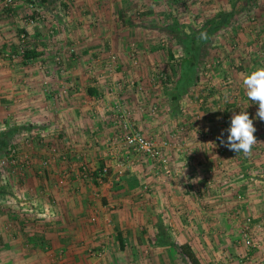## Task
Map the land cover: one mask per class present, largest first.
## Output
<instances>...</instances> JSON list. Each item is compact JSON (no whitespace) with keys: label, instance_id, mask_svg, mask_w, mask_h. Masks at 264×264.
I'll list each match as a JSON object with an SVG mask.
<instances>
[{"label":"crops","instance_id":"crops-1","mask_svg":"<svg viewBox=\"0 0 264 264\" xmlns=\"http://www.w3.org/2000/svg\"><path fill=\"white\" fill-rule=\"evenodd\" d=\"M14 1L6 5L0 0V124L8 125L4 134L9 139L26 123L38 126L37 132L53 124L59 135L46 134L47 138L68 158L42 166L48 146L38 143L42 133L38 134L30 152L34 165L25 169L24 176L12 175L5 188L29 192L22 195L36 207L51 204L56 216L35 225L0 211V264H192L180 249L184 242L202 264H224L213 251L227 247L237 252L238 233L231 217L250 213L264 219V184L248 174L241 177L250 167H258V156L264 157V122L256 118L258 104L251 103L242 83L256 67H264V0L256 2L258 20L236 19L235 28L231 25L226 34L218 35L223 43L217 55L222 71L232 73L230 88L235 91L227 92L220 84L223 77L217 78L213 88L204 86L210 90L205 102L190 98L188 111L181 98L180 107L173 110L175 100L168 97L166 85L157 84L152 76L156 66L170 70L167 67L175 61L176 50L162 42L179 39L174 27L182 25L183 6L193 0H41L39 8L31 0ZM242 1L224 2L219 9L242 11ZM59 5L70 9L65 26H54V19L48 17L43 23L26 21L49 13L59 21ZM22 33L28 36L27 50L35 54L11 60L5 54L19 49ZM132 41L139 46L137 62L131 58ZM69 45L76 53L66 50ZM114 51L119 65L110 70L105 62ZM240 56L243 67L234 69ZM199 89L200 84L193 96L207 93ZM117 104L132 110L135 128L158 141L173 142L167 149L171 174H156L153 163L144 158L118 182L109 179L99 184L74 171L56 187L62 167L85 162L94 170L107 159L113 161L106 142L118 133L113 120ZM155 104L159 112L152 115ZM194 104L200 109L196 116ZM248 104L257 142L246 156L229 150L218 137H225L230 124L225 125L222 116L231 120ZM210 130L214 139L205 135ZM10 221L18 226L10 229ZM93 247L102 253L91 256L88 248ZM50 251L62 252L63 258L55 257L53 263ZM253 255V261L264 264L261 251ZM235 257L225 264H241Z\"/></svg>","mask_w":264,"mask_h":264},{"label":"rangeland","instance_id":"rangeland-1","mask_svg":"<svg viewBox=\"0 0 264 264\" xmlns=\"http://www.w3.org/2000/svg\"><path fill=\"white\" fill-rule=\"evenodd\" d=\"M70 1H74V0H70ZM231 3V1L233 2V0H193V2H189L188 4H185V6H183L182 9V14L180 15L182 18V25H176L175 27L172 25L171 27H174L173 33H175V36H177L178 34H181V36L179 35V39L174 41L173 43L168 41V39L164 40L162 43L166 44V46H170L171 48L175 49V53L177 54L176 56H174V62H172V65L168 66L167 65L165 67L170 68L166 69V68H158L159 66H156V68L158 70H156L155 72H153V81L156 82L158 84L159 81V74L161 72H165L167 74V79L165 82H163L167 91V95L169 98L171 97L173 100H175L174 105H171V108L174 110L176 108L180 107V103L179 106L177 105L178 100L181 98L182 100V105L184 109H188L191 107L188 105V103L190 102V98H192L191 100H193V98H197L198 99V104L201 102H205L207 97L210 96V91L204 86H208L210 89L213 88L212 84L213 81L217 78H222V82L220 84H222L221 86L225 87L224 83L228 82L229 86H234V79L232 77V73H229L226 71H222V59L220 57H218L217 53L218 51L216 49H218L219 45L223 43L222 40H219L218 35L221 37L223 34H226L228 31V27L229 26H233V28L236 27V25H234L236 19L239 20L240 18L243 19V21L245 22V20H247V18H250L252 21H256L258 20V11H257V0H243L242 2L244 3V9L242 11L236 9V10H226V8H221V6L223 5L224 2H229ZM187 2V1H186ZM189 6V7H188ZM70 10V9H69ZM223 12H233L232 15L230 16L229 20L226 21L227 25L224 26L223 24L220 26L219 29H217L216 31L213 32L212 34V38H208L206 40H197L199 41V49H198V58H197V62L195 65V70H194V81L191 82V84L189 86H187V88H185L184 92L182 93V97L179 96L178 98H174L173 95L179 92V81L180 78L183 77L184 75V61L183 59L186 57H188V55H186V45L183 42L184 39H186L188 36L192 35L194 32H198L200 30H202V28H204L203 24L207 21V19H212L216 16H218L220 13ZM241 12V14H240ZM184 13V14H183ZM242 15V16H241ZM30 17V16H29ZM49 19H54L55 21V25L54 26H60V25H64L62 22L58 21L57 16H51V13H49L46 17H42L40 18V20H38V23L40 21V23H43V20H46V18ZM180 17V18H181ZM26 21L29 22V18H26ZM37 23V22H36ZM30 24H35V23H30ZM241 25V24H240ZM65 26V25H64ZM51 28V32L50 34H54V29L53 26L50 27ZM172 31V30H171ZM172 33V32H171ZM182 34H185L184 36H182ZM236 33V37H237ZM233 35V34H232ZM21 36V35H20ZM227 36V35H226ZM234 36V37H235ZM21 37H20V41H21ZM224 39V38H223ZM27 44H28V36H25V41L24 42H20L19 45V49L24 48L25 50H27ZM73 45H69V47L66 48V50H69V53H76V49L75 51H70V48ZM235 46V45H234ZM65 46H63L62 48H64ZM169 47V48H170ZM132 48V50H131ZM17 50H10V51H18ZM130 52L132 55V59L133 62H137L138 61V52L139 51V46L138 43L136 41H132L130 42ZM74 52V53H73ZM129 52V53H130ZM113 54L117 55V60H118V53L117 52H113ZM238 57V56H236ZM237 63L233 64L232 66H234V69H237L238 67H243L242 63L244 64V60L242 59V57L240 56V58H237ZM118 64H119V60H118ZM207 64H209L207 66ZM224 75V76H223ZM214 76V77H213ZM151 78V79H152ZM202 87V89H199L200 91L206 90V92H204V94L202 95H198V97H196V95L193 96V92L196 90V85H199ZM194 85V86H193ZM193 86V88L191 87ZM181 88V86H180ZM191 88V89H190ZM235 91V89L233 88H228V91ZM199 91V92H200ZM192 93V94H191ZM200 99V100H199ZM205 99V101H204ZM194 103V101H191ZM206 103H203V105H205ZM205 107V106H204ZM198 106L196 107V104H194L193 109L191 111H194L195 116L196 111H200V109H197ZM199 108H202L199 106ZM220 110V108H219ZM186 112V111H185ZM221 112V111H220ZM194 116V117H195ZM222 120L224 121L223 123L225 125H227L226 123L229 121L231 123V120H229L228 118L226 119L225 116H222ZM259 120V119H258ZM260 121V120H259ZM264 122V120H261ZM228 122V123H229ZM183 123V122H182ZM258 123V121H257ZM53 125V124H52ZM36 126V125H35ZM33 123H26L22 126H19L18 129L21 127H28L30 130L33 129V131H35L36 133L40 134V132H37V129H35ZM55 128L56 126L53 125ZM8 127L7 124H0V211H4L6 210V212L9 213H13L15 215H18V220L19 222H33L35 223V225L39 224L41 222H45L47 219H53L56 216V212L54 211L53 208H51V204H47V205H43L42 207L40 204L38 207H36V205H33L32 203H29L25 196L22 195V192H10L8 190V192L6 191L5 187L9 186V181L12 178V175H17V176H24V171L27 168H30L34 165L33 162V158L31 157V148L32 146H27V145H20L18 148L20 149V153L18 155L21 154V157L23 158L24 155L22 154H27L29 156V158H31L32 163L30 166L25 165L21 162H19L18 164H13L10 162L9 159V152L6 151V148H3V143L4 141L11 140L12 142L14 141V137L16 132H13L11 138L9 139L8 137L5 136L4 134V128ZM12 127V126H11ZM38 127V126H36ZM230 127V124L226 126V133H225V137L224 139H227V129ZM17 129V130H18ZM57 129V128H56ZM190 130V128H188ZM58 130V129H57ZM213 130L208 131V134H205L206 137H208L209 139H214L215 133L212 132ZM59 132H57V135ZM213 134V135H212ZM183 135V133H182ZM181 135V136H182ZM190 135V134H189ZM189 135L187 134L186 136H188V138L185 140L186 142L189 141ZM53 136V135H51ZM50 136V137H51ZM48 135H46L45 137H39V144H43L48 146V154L47 157H49L50 155V146L51 145H56L58 146V144L54 141L51 140V138H47ZM38 137L34 140V143L37 142ZM181 139V138H180ZM178 139V141L180 140ZM49 140V142H48ZM48 142L49 144L47 145ZM179 143H181V141H179ZM107 145V143H106ZM23 146V147H22ZM59 147V146H58ZM47 148V147H46ZM5 150V151H4ZM65 152V151H64ZM65 154H67L65 152ZM189 155V154H188ZM254 155V154H253ZM199 156V154H198ZM44 160H46V158ZM200 157V156H199ZM198 157V158H199ZM57 158H62L61 156H56L55 158H53L51 160V162L49 164L52 163V161H56ZM44 160L42 161V166H47L48 164L44 162ZM63 160V158H62ZM115 160V159H114ZM254 161V158L252 159ZM258 160V167H250L247 171L245 172L244 176H241L242 178H247V174L248 176H252L254 177V179L258 178V181H260V184H264V157L262 158V156H258L257 158ZM252 164H255L254 162ZM75 169H72L70 167H65L63 169L60 170V174L58 175V178L55 182V186L56 187H60V185L62 184L61 182V178L62 177H69L73 174L74 171H77V174L80 173L82 171L81 167L79 165H75ZM47 168V167H46ZM69 173V175H68ZM22 178V177H21ZM209 178L211 179V176H209ZM249 178V177H248ZM1 179H3L4 181H7L6 183L1 181ZM67 179V178H66ZM64 179V180H66ZM208 179V180H210ZM22 180V179H21ZM46 187V186H45ZM44 187V191L43 194H45L46 192H48V190ZM263 190H264V185H263ZM261 189V188H259ZM27 196V194H29V192L25 191L24 192ZM4 201V202H3ZM30 204H32L30 206ZM15 205V206H14ZM29 205V206H28ZM48 209V210H46ZM41 214V215H40ZM24 218V219H23ZM231 222L232 225L236 231V233H238L237 237H236V242L238 243L237 248L239 246V248L237 249V252H233L231 250H227V247H219V249H223V250H218L215 249L213 252L215 253V255L220 258L219 260L223 261V263L225 264V262L228 261H233L236 259L235 255L238 256L237 260H239L241 262V264H243V262H251L253 261L254 255L253 253L256 252L258 253V250L261 251L264 254V219H262V217H254L253 214L250 213H246V214H236L234 216L231 217ZM18 226L16 224L15 221H10V226L9 228L12 229L15 226ZM17 229V228H15ZM20 230V228H19ZM245 231L248 232L250 240H251V244H248L246 241V237H245ZM221 240V239H220ZM221 242V241H220ZM183 244H187V243H183ZM181 244V245H183ZM180 245V246H181ZM189 245V244H188ZM190 246V245H189ZM241 250V251H238ZM92 251H96L95 247L93 248H88V252L90 253L91 256H93ZM239 252V254H238ZM64 255V254H63ZM62 256V252H57V251H50V259L51 261L54 263V259L53 258H63ZM56 259V260H57ZM59 261V260H58ZM219 261V262H221ZM217 262V261H216ZM61 264V263H60ZM252 264H258V260L257 261H253Z\"/></svg>","mask_w":264,"mask_h":264},{"label":"built area","instance_id":"built-area-1","mask_svg":"<svg viewBox=\"0 0 264 264\" xmlns=\"http://www.w3.org/2000/svg\"><path fill=\"white\" fill-rule=\"evenodd\" d=\"M6 5H13L15 2L14 0H4ZM31 3L39 8L41 4V0H31ZM57 12L61 16L60 22L63 24L67 23V14L70 10H64L62 6H58ZM29 22L36 23L38 22L37 18L39 16H30ZM60 18V17H59ZM1 29V24H0ZM25 33L21 34V41H25ZM75 51V47L72 46L70 51ZM25 52L24 48H20L18 51H8L5 55L12 59H18V57L22 56ZM74 53V52H73ZM118 60L116 54H110L109 58L105 62V67H108L110 70L115 69L118 67ZM209 64H207L208 66ZM159 81L158 82H165L167 79V74L165 72H161L159 74ZM225 89L230 88L229 83L225 82ZM220 110H223L222 105L219 106ZM240 111V110H239ZM159 112L158 105H152L150 108V113L152 115H156ZM132 119V110L126 107H123L120 104L114 106L113 111V120L118 130V133L109 139L106 143L108 148L114 153L113 161L107 159L104 164L99 166L98 168L91 170L90 167L85 162H78L74 163L75 165H79L82 169L80 173L77 175L81 178L85 179H95L99 184L106 183L107 180H112L114 182L120 181L122 175L130 169V167L134 166L136 163L140 162L142 159L147 158L150 162L153 163V167L155 168V173L160 174L164 173L165 175L171 174L170 168V154L168 153V148L172 145V141L168 138H164L158 141L156 138L152 136H148L143 131L138 130L135 128L131 122ZM58 130L52 125L48 124L45 132L41 131L40 134L42 137H45L46 134L48 135H57ZM213 135V134H212ZM39 137L38 133H35L33 129H29L28 127L19 128L16 131L15 139L9 146V159L10 162L13 164H18L22 161L23 164L30 166L32 163V159L29 158L27 154L24 155L23 158L21 154L18 155L20 149L18 148L20 145H27L32 146L34 144V140ZM176 141H178V135L175 137ZM124 149V150H122ZM50 155L49 157L44 160L45 164H49L53 158L56 156H61L64 160H67L68 153L65 154L58 146L51 145L49 149ZM116 154V155H115ZM74 169V168H72ZM69 175V173H68ZM67 177H62L61 182L64 181ZM113 178V179H112ZM212 181V180H211ZM210 183V181L208 180ZM29 206V205H28ZM48 210V209H46ZM41 215V214H40ZM245 237L248 244H251V240L247 231H245ZM102 251H92L93 255L101 254Z\"/></svg>","mask_w":264,"mask_h":264},{"label":"clouds","instance_id":"clouds-1","mask_svg":"<svg viewBox=\"0 0 264 264\" xmlns=\"http://www.w3.org/2000/svg\"><path fill=\"white\" fill-rule=\"evenodd\" d=\"M200 39H207V34L202 32ZM243 87L251 103L258 104L256 118L264 120V67H256L243 78ZM249 104L240 108L238 113H233L230 127L227 129V140L221 134L218 139L220 143L229 150L244 155H250L252 147L256 144L257 138L254 135L256 127L247 111Z\"/></svg>","mask_w":264,"mask_h":264},{"label":"trees","instance_id":"trees-1","mask_svg":"<svg viewBox=\"0 0 264 264\" xmlns=\"http://www.w3.org/2000/svg\"><path fill=\"white\" fill-rule=\"evenodd\" d=\"M233 12H223L220 13L218 16L212 18L211 20L208 21V23H206L205 27L202 28V30L198 31V32H194L192 35L188 36L186 39L183 40V42L186 45V55H188V57L184 58V75L182 78H180V83H179V92L174 94L173 97L174 98H178L179 96L182 95V93L184 92L185 88H187V86H189L191 84V82L194 81V68L197 62V58H198V49H199V41L197 40H206V39H200V34L202 32L207 34V38L210 36V34H212L214 31H216L217 29L220 28V26L225 22L228 21L230 16L232 15ZM32 53L35 54V51H31V50H25L24 52V57L25 58H30L32 56ZM181 86V88H180ZM17 131V130H16ZM12 141L10 140H6L3 143V148H6V151H8L9 146L11 145ZM5 151V150H4ZM1 191V189H0ZM181 251L183 252L184 255H186V257L189 259V261L192 264H202L200 262V260L198 259L196 253L192 250V248L188 245V244H183L180 246Z\"/></svg>","mask_w":264,"mask_h":264}]
</instances>
